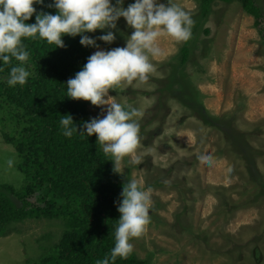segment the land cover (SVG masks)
I'll list each match as a JSON object with an SVG mask.
<instances>
[{"label": "rangeland", "instance_id": "374dc122", "mask_svg": "<svg viewBox=\"0 0 264 264\" xmlns=\"http://www.w3.org/2000/svg\"><path fill=\"white\" fill-rule=\"evenodd\" d=\"M133 2L125 0L123 7ZM168 2L194 21L187 61L181 64L180 54L188 41L176 44L161 38L157 43L163 55L150 57L155 71L148 81L109 90L117 103L142 112L141 143L135 153L141 163L132 164L126 157L119 175L153 190L150 223L141 237L130 241L131 254L145 264H264L262 33L239 2L215 1L205 19L200 17L199 0ZM256 2L264 9V0ZM117 29L112 44L97 40L100 50L125 46L133 30L123 18ZM103 34L85 33L90 38ZM25 67L32 75L28 62ZM6 80L0 77L8 86ZM86 109L88 120L103 118L100 107L88 102ZM28 119L0 98V182L16 191L25 188L26 177L18 171V156L5 139L25 127ZM201 154H211L213 162L201 165ZM42 196V189L36 191L30 203L43 207ZM60 204L55 202L56 207ZM64 224L63 218L15 224L10 235L0 238V264L39 260L59 242Z\"/></svg>", "mask_w": 264, "mask_h": 264}, {"label": "trees", "instance_id": "16d2710c", "mask_svg": "<svg viewBox=\"0 0 264 264\" xmlns=\"http://www.w3.org/2000/svg\"><path fill=\"white\" fill-rule=\"evenodd\" d=\"M239 2L243 11L254 18V26L264 39V9L256 0H199L200 17L205 19L212 4ZM33 5L37 13L55 14L54 8ZM26 23H35V14ZM65 47L55 48L46 41L33 38L23 41L29 53L27 61L33 74L24 86L9 87L0 82V98L26 113L28 123L14 136H6L19 163L17 169L25 175L26 186L16 191L0 182V238L13 232L12 226L33 219H65V232L48 253L29 264H98L114 247V232L118 226L117 205L126 183L113 171L110 157L105 156L96 136L71 138L62 135L59 120L71 115L79 130L87 122V101L66 97V82L86 63L93 48L80 45V37H62ZM192 39V38H191ZM188 41L180 54L184 64L190 56ZM8 65L0 64V77H7ZM36 156L37 159H34ZM42 158V161L38 160ZM42 189L39 202L30 203V196ZM14 198V199H13ZM55 202H61L56 207ZM115 264H145L133 254L117 258Z\"/></svg>", "mask_w": 264, "mask_h": 264}, {"label": "clouds", "instance_id": "9594fccd", "mask_svg": "<svg viewBox=\"0 0 264 264\" xmlns=\"http://www.w3.org/2000/svg\"><path fill=\"white\" fill-rule=\"evenodd\" d=\"M124 3L125 0H114V3L113 0H51L46 6L54 8L55 14H50L37 13L33 7L34 4L43 5L44 0H0V64L8 65L13 58L19 62L10 69L6 80L9 87L24 86L31 75L25 67L29 60L23 44L26 39L39 38L55 48H64L62 37L79 36L81 46L97 49L81 70L67 80L66 97L100 107L103 118L98 116L83 122L79 132L71 115H63L59 124L66 138L76 133L86 137L95 134L96 143L103 154L110 157L117 174H123L120 165L126 157L132 164L141 163L135 153L141 143L138 118L142 112L117 103L109 96V90L122 83H146L155 71L150 57L163 55L158 40L168 37L176 44L187 42L192 37L194 25L189 13L168 0L166 4L158 0H134L126 8ZM34 14L35 23H26ZM120 18L133 30L125 46L100 50L97 40L109 45L115 41ZM96 30L105 34L96 38L85 35ZM213 159L211 154L198 156L201 165L211 164ZM12 164L9 160V167ZM226 172L230 175L233 168L227 167ZM152 191L150 187L143 188L135 179L123 185L117 205L120 215L114 232V247L98 264H115L117 258L127 259L131 255L133 245L130 241L141 237L150 223Z\"/></svg>", "mask_w": 264, "mask_h": 264}]
</instances>
